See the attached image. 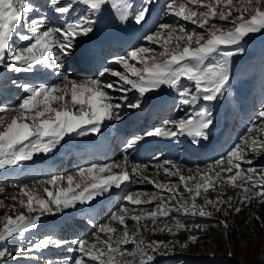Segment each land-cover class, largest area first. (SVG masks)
Masks as SVG:
<instances>
[{
    "label": "snow or ice",
    "instance_id": "obj_1",
    "mask_svg": "<svg viewBox=\"0 0 264 264\" xmlns=\"http://www.w3.org/2000/svg\"><path fill=\"white\" fill-rule=\"evenodd\" d=\"M154 3L155 0H141L137 7L134 0H48L51 10L64 17V23L62 27L45 26L38 30L47 18L30 19V14L39 11L34 5L27 0H0V68L22 73L42 67L45 71L53 70L52 74L59 80V83L51 85H21L12 81L25 95L16 106H0V170L30 161L37 154L47 155L72 134L80 137L99 134L106 122L124 118L121 109L141 108V99L146 102L151 98L149 93L163 87L174 90L179 103L193 111L145 132L144 136H187L194 144L209 138L212 112L208 107L197 105L201 101L214 102L228 90L232 58L243 53L242 43H246L250 34L264 33V0H170L165 6L166 12L195 27L159 25L158 31L144 37L147 44L158 45L159 50L145 45L132 48L113 61L122 71L105 67L99 72V77L108 74L117 79L78 81L55 70L63 67V58L72 55L80 38L93 33L97 18L103 12L111 11L121 23L131 20L141 25ZM80 6H83V12L77 13ZM14 39L23 43L14 46ZM129 92L137 94L139 99L129 101ZM57 104L59 107L53 106ZM12 112L16 115L6 121L5 114ZM258 116L264 121V111H260ZM144 136H135L127 141L120 162L92 164L80 168L74 175L53 176L41 181L43 195L27 185L21 187L19 204L26 209L27 215L21 212L15 216H3L0 244L11 238L23 237L37 227L45 214L90 203L98 195L130 181L128 150ZM262 151L264 123L259 126L253 124L226 157L209 165L203 172L186 177L180 174L175 164L172 165L175 171L165 168L168 176H179L182 190L178 185L160 184L140 175L147 165L134 164L132 172L137 174L138 182L153 184L168 193L167 197L155 192H129L125 200L133 207L121 206L98 227V233L106 239H101L96 233L92 243L85 239L70 242L45 237L27 251L74 245L67 247L68 252L77 254L69 259V264H154L153 254H170L176 249L175 243L146 241L142 230H156L159 224H163L158 228L161 233L200 230L202 225L190 224L181 217H210L212 212L206 210L208 206L216 212L223 210V215L228 216L233 206L231 198H221L225 186L239 190L240 204L251 203L254 199L264 204V168H242V164H253L249 153L258 156ZM116 169L119 172L114 171ZM210 189L218 191L217 198L208 199L205 195L203 204H197V199ZM144 196L149 198L142 199ZM156 201L158 203L152 210L140 207ZM225 205L226 208L222 207ZM138 210L139 215L133 214ZM234 211L239 213L241 208L235 207ZM169 220L172 221L171 226ZM127 221L133 222L135 232L130 234ZM220 223L225 229L229 227L226 221ZM189 240L195 243L198 237L192 235ZM129 244L134 247H123ZM180 247L187 248V244ZM6 255L11 253L4 247L0 250V259Z\"/></svg>",
    "mask_w": 264,
    "mask_h": 264
},
{
    "label": "rangeland",
    "instance_id": "obj_2",
    "mask_svg": "<svg viewBox=\"0 0 264 264\" xmlns=\"http://www.w3.org/2000/svg\"><path fill=\"white\" fill-rule=\"evenodd\" d=\"M49 10L50 8L46 7V9H44V13L47 14ZM53 13L54 12H52L51 15ZM233 15H235V13H233ZM47 16L50 15L48 14ZM53 18H55V21L60 22V20L57 17H53ZM161 18H162L161 21L156 25L155 29H153V31L150 34L158 31L159 25L165 23L173 26L177 24H183L188 29L195 27L190 23L179 20L177 17L168 14L166 12V8L162 13ZM221 23H226V22H221ZM197 31H203V30L197 29ZM147 35H149V33ZM142 45L159 50L158 45L147 44L145 39L144 42L141 43L139 46ZM261 45H264V33L250 34V38H246V43H242V47L244 49L243 53L238 54L232 58L233 60L230 66L232 67V70L230 71H234L236 68L240 66L241 64L240 59L242 61H245L240 66L239 69L241 73L240 76H238L237 79H235V82L242 83L240 84V86H247L249 80L251 81L252 78L256 76L255 71L256 72L258 71L260 77L259 87H258L260 93L258 94L257 104H256V107L258 108L257 112L254 114L253 119H250L249 116H246L244 118L239 117V122L244 124H239L236 127L239 135L238 137L239 140L238 138H236V136H234L233 141L235 143H239L241 141V137L247 134V128L249 126L253 124L259 126L261 123H264V121H262L261 118L258 116V113L260 111H264V56L263 57H261V55L259 56V54H261L260 51ZM263 48L264 47H262V49ZM234 49L235 46H233V50ZM249 67H251L252 69H249ZM117 70L122 71L123 69L118 67ZM246 70L248 71L247 77L245 76ZM0 71L6 74L5 80H3V86L6 87V91L9 96L8 98L7 97L6 98L12 101V102L9 101L8 106L18 105V103L22 100V98L25 95V93L22 91L21 88H18L16 85L12 83V80L9 77L14 79L15 77L18 78L16 76L18 75L19 79L18 80L15 79V81H17V83L21 85L23 84L36 85L35 82H37V79H39V76H37L36 79H34L31 83H29L26 79L24 80L20 79V78H24L20 73L9 72L6 68H0ZM26 76H28V74ZM106 76L107 75H105L103 78L106 79L107 78ZM235 76L236 73L234 72L232 77ZM6 79H8L7 81L11 80V82L8 83L7 85H5L6 83H4ZM28 79H30V77H28ZM115 79L117 78L110 76V78L107 81H113ZM40 81H41V77H40ZM78 81H82V80H78ZM227 92L228 91H226L223 96L219 97V102H221V105L227 99L228 96ZM129 93L132 94L131 92ZM231 93H233V96L232 94L230 95V100L233 102L237 101L238 100L237 91H231ZM201 102L203 103V101ZM0 104H2V102ZM218 105L219 104H217V106ZM53 106L59 107L58 104ZM204 107H209V103H205ZM176 109L177 110L174 111V116L173 118H171L170 121H174L182 118L183 114L182 113L180 114L179 112V110H181L182 108H179V106H177ZM189 112L190 111H188V109L183 110L184 115H186ZM5 115H6V121H10L12 116L16 115V113L12 112V113H7ZM229 151H227L223 155V157H226ZM249 156L250 158L253 159V164L252 165L242 164V168H247L250 166L255 167L257 169L264 168V151H262L258 156L249 153ZM221 158L222 157L217 158L215 159V161L213 160L214 162L212 161L205 162L203 163L204 165L193 167L191 169L184 170V168L181 166H179L178 168L180 173L186 171L184 173V176H188V175L194 176L198 172H203L209 165L214 164L216 161L220 160ZM35 159L36 158H33L31 161H34ZM115 161L120 162L119 160H115ZM141 163H143V160L141 161ZM154 163L157 165L163 164V162L161 161L160 162L154 161ZM164 163L167 164L165 168L171 170L170 168L171 164L166 162ZM7 170L8 168L0 170V189H3V191H0V227H2V218L5 214L15 216L23 212L25 215H27L26 209L19 204L20 197L18 194L21 187L27 185L29 189L39 190L40 194L43 195V191H42L43 186L40 183L41 181L50 179L53 176L66 177L68 175H74L78 171V169L75 167L72 169L67 168L65 169L64 172H60V171L58 173L56 172L57 174L45 175L38 178H33V177L31 178L30 176H28L27 173L25 174L22 173L19 177H16L12 174H9ZM216 170L219 171V168H217ZM157 172L158 171H156L155 173L158 174ZM160 172H164V171L160 170ZM159 175L161 176V178L165 180V182L163 180L161 181L162 184L164 183L165 185H169V186L175 184L178 185L181 188V190L183 189V185H180L179 182L174 180L175 178H177L176 176H171V177L167 176L168 178H166L165 177V175H167L166 173L164 175L161 174ZM146 176L147 177L149 176L148 177L149 179L154 180L161 184L159 179L156 178L154 179V177L157 176V175L155 176L154 173H152L151 175L147 174ZM65 186H66V181H65ZM48 187L51 188V186ZM148 189L149 188H145L143 191H140L139 189L136 191L135 189V192L149 193ZM205 195L207 196L208 199L214 200L218 196V191H214L210 189L208 193L202 194L201 197L197 199L196 201L197 204H203ZM14 196L17 197V199L13 200L12 197ZM141 198L148 199L149 197L144 196ZM221 198L225 200L231 198V202L233 206L232 211L228 216H224L223 210L221 212H216L211 208V206H208L206 210L212 212V215L210 217H207L209 221H205V222L188 221L190 224L197 223L202 225L203 227L200 230L197 229L180 230L178 232H175V234L169 232L161 233L158 231V228L162 227L163 224L157 225L156 230H152L151 228L149 230H142L141 234L146 241L162 240V241H171L175 243L176 249L174 252L170 254L159 255L150 252V254L154 255V264H264V204L260 203L259 200L256 199H254L251 203L240 204L239 200L241 197L239 194V190L232 189L227 186H225V188L223 189V196ZM165 202H167V200H165ZM155 203H158V201L154 202L148 207H143V208L147 210H152V208L155 206ZM222 207L226 208V205ZM235 207H240L241 211L239 213H236L234 211ZM64 211H66V209H64L59 213H63ZM133 214L138 215V212H135ZM45 215H49V214H45ZM182 218L183 217H181V219ZM107 221L108 220L105 219V221L102 224L106 223ZM221 221H226L229 227L225 229L223 225L220 223ZM168 222H169V226H171L172 221L169 220ZM127 223L129 225L130 234L135 232L136 229L135 227L132 226L133 222L127 221ZM31 231L33 232V229ZM32 232L31 233L27 232L23 237L11 238L9 241L5 242L4 244H0V250H2L4 247H7L9 252L11 253V255H6L3 259H0V264H69V259L77 255L76 253H70L67 251V247L71 245H65L61 248L50 246L45 250H40V251L34 250L32 252H28L27 251L28 248L32 247L36 242H38L39 240L45 237H51L52 239L57 241L68 240L71 242L72 240H75L72 238L71 240H69L68 238L59 239L55 237V235H53L52 233H48L47 231H41L38 232L37 234ZM192 235L198 237V240L195 243L189 240V237ZM92 237L93 236L89 234L85 236L84 239L88 240L89 243H92L93 242ZM100 238L106 239V237L103 234H100ZM184 244H187V248L180 247V245H184ZM123 247L132 249L134 245L129 244ZM17 249H22V251H17ZM205 260H209V261H205Z\"/></svg>",
    "mask_w": 264,
    "mask_h": 264
},
{
    "label": "bare ground",
    "instance_id": "obj_3",
    "mask_svg": "<svg viewBox=\"0 0 264 264\" xmlns=\"http://www.w3.org/2000/svg\"><path fill=\"white\" fill-rule=\"evenodd\" d=\"M45 9V8H44ZM41 11V10H40ZM46 17H47V22H50L51 24H52V22L54 23V24H56L57 23V21H55V18H53V17H51V16H47L48 15V13L47 14H45L44 13V11L42 12ZM43 14H42V16H43ZM31 19V18H30ZM233 60V59H232ZM232 62V61H231ZM230 70H232V67H230ZM40 73L42 72V74L43 73H45L46 71L42 68V67H40V71H39ZM22 73H24V74H28V77H30V79L31 80H34V79H36L37 78V73L34 71V72H22ZM21 74V73H20ZM16 75V74H15ZM44 76H45V74H43ZM17 76V75H16ZM92 76V75H91ZM5 77H6V74L4 73V72H1L0 71V85H3V80H5ZM103 78V77H102ZM101 79V78H100ZM7 80V79H6ZM11 81V80H10ZM6 87H3V89H5ZM3 89H1V90H3ZM156 93H159L160 95H158V96H165L166 98H167V95H169L170 94V90L167 88V87H163L162 89H160V90H157L156 91ZM138 97V95L136 94L135 95V97ZM171 98L172 99H178V101H179V98H178V95H177V93L176 92H174V94L173 95H171ZM171 98H169V102L172 100ZM3 101V103L2 104H0V106H4V105H9L8 103H6V100L4 101V100H0V103ZM213 103H216V104H219L218 106L219 107H221L222 105H221V102H219V98L216 100V101H214ZM210 105V104H209ZM158 106H161V105H158ZM136 113V112H135ZM130 128V127H129ZM118 132L119 133H121L122 132V127H119L118 128ZM210 132H214V130L213 129H209L208 130V137H210ZM143 133V130H139V134H142ZM73 139L72 138H70V137H65V140L64 141H61V143L59 144V145H57V147L51 152V153H54V152H57V150H59V151H66V146H65V144H68V143H70L71 141H72ZM193 143V142H192ZM194 144V143H193ZM212 144V143H211ZM197 146H195V147H197L198 149H201V150H206V151H203V152H201V155H205V153H208V151L210 150V147L208 148V146L206 145V144H202V143H198V144H196ZM153 148H151V150H152ZM33 158H36L34 161H26V162H23L22 164H20V165H18V166H15V167H12V169H11V172H13V173H15V174H18V172H17V168H22L23 169V171L26 169V168H28L30 171H35V170H40V171H42V170H45V167H38V162L39 161H42V159H46L47 161H48V163L50 162V160L51 159H48L49 158V155L47 154V155H44V154H37V155H35ZM115 159V158H114ZM114 159H112V160H109V161H107V164L108 163H112V162H116ZM136 159L137 160H141V156H138V157H136ZM133 161H135V160H133ZM154 161H156V160H154ZM154 161H153V163H154ZM208 161H210V160H208L207 159V157L205 156V158H204V161H203V163H205V162H208ZM215 161V160H214ZM214 161H212V162H214ZM139 162H141V161H139ZM156 162H159V161H156ZM155 164V163H154ZM49 165H50V163H49ZM92 164H88V165H86V166H84V167H88V166H91ZM132 162H130L129 161V165H128V172H129V175H130V177L131 178H133V179H137V174L136 173H133L132 172ZM144 165H147V170H150V172L149 173H147V174H149V175H151L152 173H154L155 174V176L156 177H154V179L156 178V179H159L160 180V182L163 180L164 182H165V180L163 179V178H161V176L159 175V174H161V175H164L165 174V171H164V167L167 165V164H165L164 162H163V164H161L162 165V167H160V168H155L152 164H144ZM168 165H170V164H168ZM82 165H80L79 167H81ZM42 169V170H41ZM146 169H144V172H145V170ZM160 170L161 171H164V172H160ZM28 170H26L25 172H27ZM114 171H116V172H119V169H116V170H114ZM156 171H158L157 173L158 174H156L155 172ZM61 172V171H60ZM152 172V173H151ZM142 175V174H141ZM189 176V175H188ZM149 177V176H148ZM187 177V176H186ZM161 184H162V182H161ZM164 184V183H163ZM149 185L150 184H148L147 182H145L144 184L143 183H141V182H138V183H135V185H133V183H132V180L130 179V181H128V182H125L124 184H122L121 186H122V191H121V193L119 194L120 196H118L119 197V199L121 198V196L122 195H127V194H125V192L126 191H129V190H131V189H134L132 192H135V189H136V191L139 189L140 191H143L145 188H149ZM151 185H153V184H151ZM142 186H144V188L143 189H140ZM129 189H128V188ZM127 188V189H126ZM116 189H118V188H115V187H113V188H111L108 192H107V195L106 196H101V195H98L95 199H93L90 203H86V204H83V205H80V204H77V206L75 207V208H70V209H66V211H64L63 213H59V212H57V213H59V214H57V213H55V214H52V215H44V216H42V218H41V221L37 224V227L35 228V229H33V232L30 230L29 232H32V233H38V232H41V231H45L46 229H48V226L49 225H51V224H53V223H55V224H60V226L61 227H63V225L64 224H67V223H70L71 222V219H72V221L74 220V221H78V220H76V218H78V217H80V215L81 214H83L84 212H85V210H87V208H89V207H94L95 206V208H97V209H101V208H103V206H104V203L106 202V200H107V198H109V196L111 195L112 196V194H114V192H115V190ZM199 218H197V219H187L186 221H195V222H205V220H203V219H201V217L200 216H198ZM182 219H184V218H182ZM76 228H78V227H76ZM95 229V228H94ZM38 230H40V231H38ZM28 232V233H29ZM205 261H209V260H205Z\"/></svg>",
    "mask_w": 264,
    "mask_h": 264
}]
</instances>
